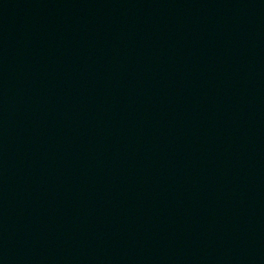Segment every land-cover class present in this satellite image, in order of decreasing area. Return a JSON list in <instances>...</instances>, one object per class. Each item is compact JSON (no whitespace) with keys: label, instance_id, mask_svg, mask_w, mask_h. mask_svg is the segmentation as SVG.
Listing matches in <instances>:
<instances>
[{"label":"water","instance_id":"95a60500","mask_svg":"<svg viewBox=\"0 0 264 264\" xmlns=\"http://www.w3.org/2000/svg\"><path fill=\"white\" fill-rule=\"evenodd\" d=\"M0 264H264V0H0Z\"/></svg>","mask_w":264,"mask_h":264}]
</instances>
